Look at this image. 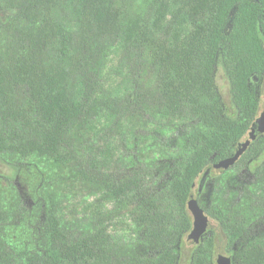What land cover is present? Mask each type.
<instances>
[{"label": "trees", "instance_id": "trees-1", "mask_svg": "<svg viewBox=\"0 0 264 264\" xmlns=\"http://www.w3.org/2000/svg\"><path fill=\"white\" fill-rule=\"evenodd\" d=\"M173 1L170 24L162 36H152L149 13L162 17L167 0H151L141 22L132 19L126 23L118 0H0V7L11 19L5 27L13 36L7 58L0 62V160L5 151L23 156H61L72 167L75 178L103 188L118 200L129 196L139 185L138 177L117 181L91 169L86 157L77 154L78 149L69 142L75 125L88 123L98 112L99 102L91 97L96 72L88 69L91 43L98 37L121 36L138 58L145 49L150 54L155 72L152 99L174 116L195 118L204 129L189 135L191 152L169 188L173 200L187 207L193 188L205 175L225 171L214 169L213 163L240 151L243 134L257 117L264 77V0ZM63 5L72 6L78 16L80 32L75 42L54 17L55 10ZM182 23L190 28L178 31L177 25ZM49 48L56 49V59L47 56ZM71 48L74 52L69 55ZM217 67L224 72L233 113L226 110L220 96ZM78 76L84 77L81 96L70 86ZM16 124L33 136L17 141ZM254 143L245 149L242 143L235 164L243 163L248 169L261 167L264 148L257 151ZM10 164L16 174L19 165ZM144 204L148 209L140 214L147 221L157 207L150 200ZM207 214L212 215L208 210ZM216 218L231 247L230 261L264 264V247L251 242L244 224L232 225L220 216ZM4 219L5 211L0 207V224ZM166 227L162 224L157 234H163ZM191 227L192 222L186 219L169 235L158 263L146 260L140 264H180L179 246ZM42 228L52 246L58 248V260L46 259L49 264H112L111 235L106 231L74 235L61 227L52 212ZM200 242L195 249L200 250ZM21 262L0 251V264ZM196 264L212 263L198 258Z\"/></svg>", "mask_w": 264, "mask_h": 264}, {"label": "rangeland", "instance_id": "rangeland-1", "mask_svg": "<svg viewBox=\"0 0 264 264\" xmlns=\"http://www.w3.org/2000/svg\"><path fill=\"white\" fill-rule=\"evenodd\" d=\"M150 1L118 0L124 23L132 19L141 22ZM174 8V1L167 0L162 17L149 13L152 36L163 35ZM54 17L73 37V42L79 40L78 16L72 6L57 8ZM10 20L0 7V62L7 58L13 41L12 33L5 27ZM189 28L186 23L177 25L178 31ZM73 52L71 48L69 55ZM90 53L88 69L96 72L97 81L91 97L99 102L98 112L88 123L75 125L69 142L78 149L77 154L86 157L91 169L117 181L138 177L139 185L129 196L118 200L103 188L75 178L72 167L61 156L3 152L0 207L5 211V219L0 224V251L5 250L10 259H21L22 264H49L46 259L58 260V248L52 246L42 228L49 212L59 219L61 227L74 235L98 229L109 233L112 264L118 260L126 264L146 260L158 263L169 235L181 228L186 219L193 220L189 209L173 200L169 188L191 152L187 143L189 135L204 129L195 118L174 116L152 99L155 72L146 49L138 58L123 37L112 36L92 41ZM47 56L54 60L58 53L55 48H49ZM215 80L226 110L233 113L221 67L215 70ZM70 86L75 95L81 96L84 77H76ZM261 89L257 116L264 112V77ZM14 126L17 141L33 136L20 124ZM242 143L238 146L240 151ZM263 148L264 136L260 135L255 139L254 149ZM263 160L264 156L260 161ZM10 163L19 165L16 174ZM259 165L256 162L255 166ZM253 167L235 164L225 171L205 175L199 186L193 188L191 198L198 201L207 215L208 228L201 238L200 250L187 245L189 231L183 235L180 264H196L198 258L212 264H226L225 259H231V247L216 216L232 225L244 224L251 242L264 247V162L260 168ZM146 200L153 201L157 207V212H151L147 221L140 214L148 209ZM162 224H166V230L158 235ZM82 264L100 263L83 261ZM230 264L239 261L235 259Z\"/></svg>", "mask_w": 264, "mask_h": 264}, {"label": "water", "instance_id": "water-1", "mask_svg": "<svg viewBox=\"0 0 264 264\" xmlns=\"http://www.w3.org/2000/svg\"><path fill=\"white\" fill-rule=\"evenodd\" d=\"M264 134V112H261L245 130L242 138L244 149L250 145L255 139ZM241 151H236L233 155L222 158L213 163V168L218 170H227L235 164L240 157ZM187 208L192 214V227L186 237L187 245H197L208 228V217L198 201L194 198H189ZM226 264H230V259H225Z\"/></svg>", "mask_w": 264, "mask_h": 264}]
</instances>
